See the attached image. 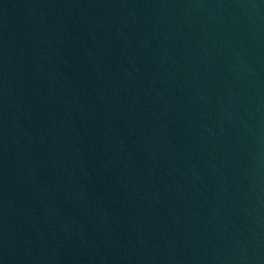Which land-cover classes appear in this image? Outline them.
<instances>
[{"label":"water","instance_id":"water-1","mask_svg":"<svg viewBox=\"0 0 264 264\" xmlns=\"http://www.w3.org/2000/svg\"><path fill=\"white\" fill-rule=\"evenodd\" d=\"M0 264H264V0H0Z\"/></svg>","mask_w":264,"mask_h":264}]
</instances>
